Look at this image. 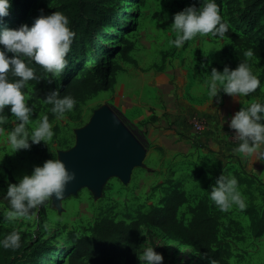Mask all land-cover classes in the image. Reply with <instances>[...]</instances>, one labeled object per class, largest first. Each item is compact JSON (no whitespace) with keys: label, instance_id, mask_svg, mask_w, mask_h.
I'll return each mask as SVG.
<instances>
[{"label":"rangeland","instance_id":"obj_1","mask_svg":"<svg viewBox=\"0 0 264 264\" xmlns=\"http://www.w3.org/2000/svg\"><path fill=\"white\" fill-rule=\"evenodd\" d=\"M257 1L220 0L219 11L222 19L235 33L252 36L253 42L259 45L264 43V14L258 11L264 8V3ZM253 2H256L257 10L252 9L246 17ZM107 4L117 12V16L109 17L100 38L101 46L105 49L103 60L108 62L111 59L106 50L122 48L125 46L124 41H127L131 48L129 56L135 61V64L125 63L120 56H115L114 61L123 67L116 73H121L123 85L130 78L143 83L153 81L155 91L161 93L163 102L176 105L208 94L212 69L222 73L225 67L232 70L241 63L232 50L231 41L224 37L215 38L212 33L198 34L192 40L184 41L180 47L172 43L177 37L172 26L174 14L190 5L200 8L203 0H109ZM57 6L56 0H11L8 15L0 19V30L17 28L21 24L31 26L36 17L52 14ZM92 54V51L86 54L83 62L85 68L93 66ZM247 59L253 73L256 76L260 74L264 68V59L258 60L253 56ZM185 77L190 81H184ZM32 90L33 86H27L25 94L26 104L32 109L29 123L25 126L29 132L30 148L12 152L7 136L20 122L13 114L7 116V122L0 125L4 129L0 133V264H26L28 250L38 246L53 249L44 264H69L68 254L72 248L67 238L69 232H74L78 237L91 235L90 229L103 217L128 222L137 213L147 212L161 203L170 186L169 181L175 182L177 171L174 166L169 167L161 147L147 145L136 129L113 110L111 113L114 117L139 144L144 145L143 157L130 171L128 178L120 180L115 175L101 179L92 177L65 190L61 199L54 195L50 197L43 216L35 212L22 217H9V212L15 210L8 206L9 201L4 198L7 175L19 181L23 176L31 175L34 168L42 166L46 160L55 158L64 163L66 155L77 146L79 132L88 126L93 114L108 108V102L114 99L113 95L100 97L97 94L65 113L63 118H57L55 114L49 119L53 125L52 139L32 143L31 131L38 126L43 116L53 113L44 102L35 103L32 100ZM259 90V94H250L264 102V80ZM232 169L233 166H230L229 177L235 176L237 180L246 179L250 182V185L238 183L246 207L240 209L233 204L228 211L220 210L219 240L229 246L231 264H264V235L252 237L246 214L249 205L257 209L263 207L264 183L242 168H236V174ZM196 170H191L187 175L194 182L198 180L194 178ZM187 190L188 202L179 211L184 222L190 217L187 206L195 205L205 196H202L205 192L197 191L199 188H193L192 184ZM146 230V227L142 228L136 264H141L138 256L142 254L143 248L151 246ZM150 231L160 249L159 253L164 257V264H212L194 253L190 247L169 239L156 228H150ZM12 232L20 235L19 247L5 248L3 241Z\"/></svg>","mask_w":264,"mask_h":264},{"label":"clouds","instance_id":"obj_2","mask_svg":"<svg viewBox=\"0 0 264 264\" xmlns=\"http://www.w3.org/2000/svg\"><path fill=\"white\" fill-rule=\"evenodd\" d=\"M11 0H0V19L8 15ZM69 19L62 12L55 11L50 15H39L31 26L21 24L17 28L0 30V125L7 122L3 114L5 106H10V112L21 123L7 136V142L15 152L30 148L29 132L25 126L29 123L32 109L26 104V95L22 91L25 85L36 79L34 69L29 66L30 58L48 73L60 75L67 64L66 56L75 33L69 27ZM174 30L177 37L172 41L180 47L184 41H190L198 34H220L228 31V24L224 22L215 0H203V5L197 8L190 5L176 12L173 16ZM8 53L13 55L9 56ZM250 49L245 56L252 57ZM19 79L10 80L9 73ZM260 79L253 73L247 62L240 63L235 69L224 68L223 72L212 69L208 81V95L216 97L218 90L229 96L244 97L254 93L260 87ZM52 105L51 111L57 118H63L76 105L71 95L58 98L53 92L46 101ZM264 102H254L237 111L230 120V128L237 133L239 140L235 150L245 157L255 156L257 161H264ZM0 127V133H3ZM54 135L53 125L48 116H43L38 126L31 131V142L51 140ZM75 179V173L66 168L59 159L46 160L42 166L34 168L31 175L23 176L18 183H10L7 197L14 212L9 217L25 216L29 209L43 204L53 195L57 199L63 197L66 184ZM210 199L221 211H228L233 204L240 209L246 207L244 197L238 190V180L235 176L222 175L217 180V186L210 192ZM20 235L18 232L8 234L4 241L5 248L19 247ZM141 264H162L163 255L156 252L153 246H145L138 256ZM215 264V261L212 262Z\"/></svg>","mask_w":264,"mask_h":264},{"label":"trees","instance_id":"obj_3","mask_svg":"<svg viewBox=\"0 0 264 264\" xmlns=\"http://www.w3.org/2000/svg\"><path fill=\"white\" fill-rule=\"evenodd\" d=\"M56 1L58 6L55 11L62 12L68 17L69 27L75 33L70 51L66 56L67 64L60 75L54 76L42 66L31 61L30 58H25L26 61L30 62L29 66L34 69L37 78L29 81L22 91L26 94L27 86H33L31 98L35 103H45L53 92L58 94V98L71 95L76 100L74 106L76 108L99 92L113 88L116 73L122 70L121 66L114 61L115 56H120L125 63L135 64V61L129 56L131 48L127 41H124L125 46L122 48L117 47L115 50H106L107 55H111V59L108 62L103 60L105 49L101 46L100 38L104 34L103 29L110 20L109 17L111 15L117 16V12L108 6L109 0ZM215 2L219 7L220 0H215ZM257 2L264 3V0H258ZM252 9L257 10L256 2L252 3L250 13L245 15L246 17L251 14ZM258 13L264 14V8ZM213 36L229 39L232 43V50L241 63L247 62L249 64L245 53L250 49L254 53V58L264 59L263 42L256 45L252 40V36H240L230 26L223 36L220 34H213ZM2 48L3 46L0 45V49ZM89 51L93 53L94 64L92 67L85 68L83 62ZM8 55L13 54L8 53ZM257 77L262 83L264 68ZM9 79L19 78L13 76L10 72ZM255 92L259 94V88ZM46 105L51 110L52 105ZM3 114L6 117L12 114L10 106H5ZM54 115V113H50L48 119H52ZM18 182L10 174L7 175L5 182L7 188L4 198L8 199L9 207L11 205L7 197L8 185ZM238 183L250 185V182L246 179H239ZM169 185L159 205L151 207L147 212L137 213L135 218L130 219L128 222L103 217L90 229L91 235L78 237L74 232H69L67 238L72 247L68 254L69 264H136L143 227L147 228L146 235L150 245L153 246L156 252H160V249L153 241L150 228H156L169 239L190 247L194 253L211 262L215 261V264H231L229 262L230 248L219 240L222 216L220 209H217V206L209 199L213 188L208 187L205 196L199 199L195 205L187 206V213L190 217L187 222H184L179 216V211L187 204L188 198L180 183L169 181ZM46 205L47 200L43 204L37 205L36 208L29 209L26 215L38 212L39 215L43 216ZM246 214L249 217L252 237H262L264 235V205L259 209L254 205H249L246 208ZM28 251L29 256L26 264H44L53 249L47 246H38L30 248Z\"/></svg>","mask_w":264,"mask_h":264},{"label":"crops","instance_id":"obj_4","mask_svg":"<svg viewBox=\"0 0 264 264\" xmlns=\"http://www.w3.org/2000/svg\"><path fill=\"white\" fill-rule=\"evenodd\" d=\"M121 76V73L116 75L111 90L99 92L98 95H113V101L108 102V109L111 112L115 110L136 129L147 145L162 148L169 167L174 166L177 171L174 181L181 184L187 197V189L191 184L202 193H206L208 187H216L222 175L230 174V166H233L234 174L236 168H242L264 183V161H257L255 156L245 157L235 150L239 140L235 143L230 141L229 124L226 121L242 107L258 101L252 94L229 96L221 88L216 97L211 98L205 93L200 99L174 105L163 102L161 93L155 91L153 81L143 83L130 78L123 85ZM183 80L190 81L188 77ZM190 113L207 121L204 132L194 133L184 123ZM140 145L144 148V145ZM195 168L194 178L198 180L194 182L187 175Z\"/></svg>","mask_w":264,"mask_h":264},{"label":"water","instance_id":"obj_5","mask_svg":"<svg viewBox=\"0 0 264 264\" xmlns=\"http://www.w3.org/2000/svg\"><path fill=\"white\" fill-rule=\"evenodd\" d=\"M143 154L141 145L108 108L97 111L79 132L76 148L66 155L64 164L75 173V179L66 184L64 191L92 177L115 175L126 180Z\"/></svg>","mask_w":264,"mask_h":264},{"label":"built area","instance_id":"obj_6","mask_svg":"<svg viewBox=\"0 0 264 264\" xmlns=\"http://www.w3.org/2000/svg\"><path fill=\"white\" fill-rule=\"evenodd\" d=\"M231 117L227 118L226 121L230 125ZM184 123L189 127V129L197 134H200L204 132L208 126V123L205 119L201 118L200 116L190 113L188 114L185 119ZM228 135L231 142H236L237 139V133L234 129H231L229 126Z\"/></svg>","mask_w":264,"mask_h":264}]
</instances>
